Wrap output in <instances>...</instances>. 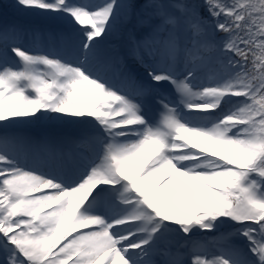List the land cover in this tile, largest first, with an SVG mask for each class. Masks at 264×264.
Returning <instances> with one entry per match:
<instances>
[{
  "label": "snow or ice",
  "instance_id": "1",
  "mask_svg": "<svg viewBox=\"0 0 264 264\" xmlns=\"http://www.w3.org/2000/svg\"><path fill=\"white\" fill-rule=\"evenodd\" d=\"M13 6L75 58L0 29V264H264V0ZM43 121L91 154L13 131Z\"/></svg>",
  "mask_w": 264,
  "mask_h": 264
},
{
  "label": "rangeland",
  "instance_id": "2",
  "mask_svg": "<svg viewBox=\"0 0 264 264\" xmlns=\"http://www.w3.org/2000/svg\"><path fill=\"white\" fill-rule=\"evenodd\" d=\"M10 1V3H12V5H14L15 4V0H9ZM102 2H104V0H95V2H93L92 4H98V3H102ZM14 7V6H13ZM15 8V7H14ZM15 9H17V8H15ZM26 13H28V12H26ZM5 14H7V12L6 11H4L3 12V14H1V12H0V22H1V20H2V18H4V15ZM29 15H31V16H34V18H36V19H39V21H49V23H51V25L52 26H47L48 28L47 29H50L51 31L52 30H54V31H56V32H59V33H65L66 34V29H67V25L65 24V22L64 21H62V20H60V19H58V18H56L55 17V15L54 14H51V15H46V14H40V13H28ZM16 22H19L18 21V19H16V18H14V17H12ZM7 22V21H6ZM28 25V24H27ZM27 25H23V26H26L27 27V29H25V31L23 32V34H26L27 33V30L28 31H30V32H32L31 31V29H30V27L29 26H27ZM22 26V27H23ZM38 28L40 27V26H37ZM128 27H129V25H128ZM0 28H1V26H0ZM22 34V35H23ZM40 36H43V35H40ZM44 37V36H43ZM117 38V35H114L113 37H111V39H110V41H114V40H116V38ZM223 37V36H222ZM43 39H45V38H43ZM60 37H54V40H53V42H52V45H54L53 46V48H51L49 45H48V43H41V47L45 50V51H49V50H52V49H56V50H61L60 49V46H59V44H60ZM117 42H116V44H113V43H111V44H109L108 46H107V48L110 50V51H113V52H115V53H118V54H120V55H125L126 54V46H125V40L123 39L122 41H118V40H116ZM62 42V41H61ZM63 43V42H62ZM32 45L30 46V45H27L29 48H31V47H34L36 44H34V42H32L31 43ZM50 44V43H49ZM65 45V44H64ZM27 46H25V47H27ZM21 47H24V45L23 44H21ZM65 48H66V56H68V57H70V58H72V59H74L75 58V56H74V54H73V51H72V48H71V46L70 45H65ZM119 49H120V51H119ZM216 73L215 72H210V75L211 76H213V75H215ZM162 87V89H166V88H172L170 85H167V84H165V85H162L161 86ZM166 93H168V94H173L172 93V91L171 92H166ZM150 103H152V105H153V108H152V112L153 111H155L156 112V109L158 108V105H155L154 104V102H152V101H150ZM152 112L150 113V115L152 114ZM40 123H43V124H49L48 125V127H50V125H53V124H56L57 125V128L58 129H65V127L62 125L63 123L62 122H54V121H43V122H40ZM38 124V123H37ZM33 125V124H32ZM79 126V125H78ZM78 126L77 125H74V129H77L78 128ZM47 127V128H48ZM72 129V128H71ZM13 131H15V132H17L18 134H20V135H22V136H26V137H29V138H32V133H29V132H24L20 127L18 128V129H15V130H13ZM37 133H39L40 135H43V134H45V135H47V134H49V131L46 129V128H43V129H40V130H35ZM66 136L68 137V140H69V143L71 144H73L74 145V142L76 141V137H73V136H70V135H68V134H66ZM84 152H86V153H88L87 151H85L84 150ZM175 243H180V242H182L181 241V238L180 237H177V238H174V240H173ZM176 249L175 248H173V251H175Z\"/></svg>",
  "mask_w": 264,
  "mask_h": 264
},
{
  "label": "bare ground",
  "instance_id": "3",
  "mask_svg": "<svg viewBox=\"0 0 264 264\" xmlns=\"http://www.w3.org/2000/svg\"><path fill=\"white\" fill-rule=\"evenodd\" d=\"M78 2H87V3H90L92 4L93 2H95V0H78ZM95 4V3H94ZM202 79H207L209 77V75L207 74V72L205 73H202ZM49 124H43V123H38V124H33V125H27V126H21L20 128L24 131V132H29V133H32V138L31 139H34V140H37V141H47L49 142L54 148H61L65 151H68L69 149H73L74 153H77L78 152H84L85 149H79V150H76L74 149V146L73 144L71 143H68L67 142V138L60 136L58 134H53L51 136L49 135H40L39 133L36 135L34 134V131L35 130H40V129H43V128H47ZM87 151L88 153L90 152L89 150H85ZM32 159H34V157L32 156ZM42 160L44 162V165H46V163H48V167H52L53 166V162L50 161L47 157H42ZM43 165V166H44ZM172 239V236L170 237ZM160 259V258H159Z\"/></svg>",
  "mask_w": 264,
  "mask_h": 264
},
{
  "label": "trees",
  "instance_id": "4",
  "mask_svg": "<svg viewBox=\"0 0 264 264\" xmlns=\"http://www.w3.org/2000/svg\"><path fill=\"white\" fill-rule=\"evenodd\" d=\"M174 2H178V0H174ZM0 6H2V5H7V4H9V1L8 0H0ZM2 8H3V6H2Z\"/></svg>",
  "mask_w": 264,
  "mask_h": 264
}]
</instances>
